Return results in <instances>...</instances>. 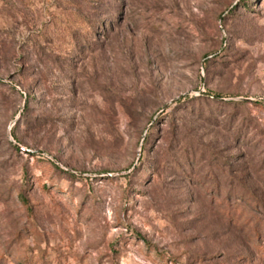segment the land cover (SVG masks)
I'll list each match as a JSON object with an SVG mask.
<instances>
[{"label":"rangeland","instance_id":"374dc122","mask_svg":"<svg viewBox=\"0 0 264 264\" xmlns=\"http://www.w3.org/2000/svg\"><path fill=\"white\" fill-rule=\"evenodd\" d=\"M0 264H264V0H0Z\"/></svg>","mask_w":264,"mask_h":264},{"label":"trees","instance_id":"16d2710c","mask_svg":"<svg viewBox=\"0 0 264 264\" xmlns=\"http://www.w3.org/2000/svg\"><path fill=\"white\" fill-rule=\"evenodd\" d=\"M38 158H43V157H38Z\"/></svg>","mask_w":264,"mask_h":264}]
</instances>
